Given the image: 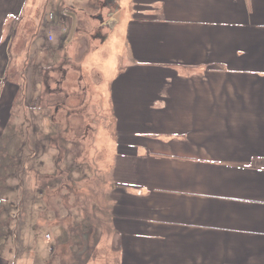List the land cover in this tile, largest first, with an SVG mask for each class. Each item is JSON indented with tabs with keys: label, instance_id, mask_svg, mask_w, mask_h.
<instances>
[{
	"label": "crops",
	"instance_id": "1",
	"mask_svg": "<svg viewBox=\"0 0 264 264\" xmlns=\"http://www.w3.org/2000/svg\"><path fill=\"white\" fill-rule=\"evenodd\" d=\"M35 1L0 0V264H25L32 253L10 195L39 155L25 133L20 145L15 137L38 127L37 111L69 129L73 146L74 118L114 129L107 205L99 206L106 217L62 220L82 244L59 242L53 264H264V0H129L130 11L115 0L121 16L104 25L120 27L119 39L102 38L111 56L94 54L70 93L50 91L43 66L41 77L13 52L15 27ZM62 15L46 35L55 34L52 49L63 46L67 25V44L77 35L80 16ZM48 94L57 98L54 117ZM80 94L85 106L76 105ZM89 107H99L94 119Z\"/></svg>",
	"mask_w": 264,
	"mask_h": 264
},
{
	"label": "rangeland",
	"instance_id": "2",
	"mask_svg": "<svg viewBox=\"0 0 264 264\" xmlns=\"http://www.w3.org/2000/svg\"><path fill=\"white\" fill-rule=\"evenodd\" d=\"M44 1L37 0L31 8L29 6L28 11L33 13V16L29 14L28 19H23L15 27L13 52L17 53L20 59L29 58L31 70L33 68L38 70V75L41 77L42 69L39 66H43L45 71L43 76L47 77V88L49 87L50 91L56 93L57 90L59 93L62 88H65L67 93L77 91L79 89L77 86L80 87L83 83L78 80L79 73L83 75V69L95 65L94 58H92L94 54H99L102 58L111 56L109 52L113 48L104 42L102 39L104 35L110 38V42L119 39L120 27L113 29L114 26L104 25L106 24L104 21H108L109 17H118L121 14L116 2L118 0H49V4L43 8ZM129 3V0L124 3L125 11H130L128 10ZM63 10L78 14L81 21H79V28L76 29V38L72 42L68 44L66 42L71 29V26L67 25L60 41L63 46L56 45V48L52 49L50 42L55 41V34L53 32L47 36L49 43L46 35L49 32V26L54 25L56 28L55 25L62 24V18H65L62 15ZM45 21L50 22L48 28L46 25L44 27ZM63 58L65 60H61ZM69 60L72 64L68 62ZM96 70L93 71L96 78H102L101 72ZM67 71H69L68 80L62 87L57 84V81ZM27 74H29L28 69ZM54 97L55 94L47 95L46 114L51 117L55 116L56 103L52 107L49 102L56 98ZM72 97L70 99L62 96V99L70 101L73 100ZM74 98L77 106H85V94ZM98 110L99 107L86 108L90 119L96 117ZM39 114L41 113L37 111L38 127L27 126L25 130L20 128L19 132L15 133L19 145L23 141L21 135L25 133L28 145L31 143L33 148H39V155L29 162L30 169L26 174L19 176L18 173L16 180L12 181L15 182L16 192L10 195L11 200L18 203V207L12 210L20 220L17 224V234H24L25 241L30 238L32 253L25 264L55 263L54 258L57 252L61 253L59 242L66 243V245L63 244L66 249L72 246L73 248L78 247V242L82 244V240H74L77 234L72 236L69 227L64 223L67 218L71 217V221L75 224L90 223L102 217L99 213L101 212L99 206L104 208L107 205L109 172L115 149L111 138L114 133L113 126L100 128V125L96 127L97 123L91 121L92 128L86 129L84 118L81 116L74 118L76 121L75 138L73 139L76 143L74 142L73 146L71 142L65 140L66 136L71 137L69 129L58 127L54 122L46 123L45 116L39 117ZM111 123V119L108 118V124ZM103 130H109L107 136ZM11 132L12 129H9L7 135ZM76 134L81 135L80 139ZM36 139L41 141V144H37ZM17 141L11 147V149L14 148L15 153L20 148L16 145ZM50 141L53 143H49ZM55 141L58 142V147L53 145ZM19 208H21V213H18ZM101 213L106 217L104 210ZM64 219L65 222L62 221ZM19 242L22 243L21 237ZM51 248H55L56 255L50 253ZM69 258L70 255L64 256L65 260Z\"/></svg>",
	"mask_w": 264,
	"mask_h": 264
},
{
	"label": "water",
	"instance_id": "3",
	"mask_svg": "<svg viewBox=\"0 0 264 264\" xmlns=\"http://www.w3.org/2000/svg\"><path fill=\"white\" fill-rule=\"evenodd\" d=\"M74 17H75V16H74ZM75 28H76V20H75V18H74V23H73V26H72V30H71V34H70V36H73L74 31H75Z\"/></svg>",
	"mask_w": 264,
	"mask_h": 264
}]
</instances>
